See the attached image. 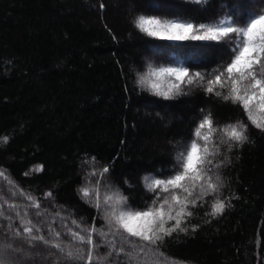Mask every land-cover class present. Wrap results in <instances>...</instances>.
<instances>
[{
  "label": "trees",
  "instance_id": "1",
  "mask_svg": "<svg viewBox=\"0 0 264 264\" xmlns=\"http://www.w3.org/2000/svg\"><path fill=\"white\" fill-rule=\"evenodd\" d=\"M261 10L264 0H0V136L10 137L0 143V169L34 197L52 191V211L68 218L61 222L49 213L39 220L42 231L33 235L54 239L48 228L55 226L66 237L63 224L71 219L91 226L96 218L97 228L104 225L103 210L79 194L88 180L85 159L98 169L110 165L108 185L128 197L132 209L142 210L154 199L143 177L172 174L177 154L193 139L201 110L219 124L248 122L239 105L198 87H186L187 95L171 99L142 88L138 73L148 62L175 60L206 72L229 62L233 45L156 40L134 27L137 16L206 23L232 15L243 23ZM248 134L243 145L222 146L217 160L224 155L228 160L213 168L223 184L219 196L231 206L212 217L206 215L211 200L204 197L207 206L190 208L193 215L183 225L187 231L166 237L155 252L138 253L137 264H264V132L249 124ZM37 165L43 171L36 172ZM11 191L0 180V195L17 205L9 209L0 200V255H10L12 264H83L29 241L23 221L35 210ZM43 203L51 207L53 201ZM193 225L198 227L193 230ZM63 247L76 253L84 246L64 238ZM107 251L101 246L97 253ZM104 264L129 261L113 253Z\"/></svg>",
  "mask_w": 264,
  "mask_h": 264
},
{
  "label": "snow or ice",
  "instance_id": "2",
  "mask_svg": "<svg viewBox=\"0 0 264 264\" xmlns=\"http://www.w3.org/2000/svg\"><path fill=\"white\" fill-rule=\"evenodd\" d=\"M193 2L204 4L207 0ZM133 25L146 36L161 41H217L232 44L230 61L211 71H192L175 60L167 65L148 62L146 70L138 73L137 83L166 99L187 95L186 87L201 88L206 94L239 105L248 122L237 120L234 123L219 124L211 112L204 113L201 110L202 118L193 129V139L177 154L172 174L166 178H161L162 174L143 177L145 188L154 194V199L151 205L142 210L132 209L128 197L108 185L110 165L105 164L98 169L95 163L89 165V160L85 159L83 164L88 166L85 173L88 180L79 189V194L86 202L93 203L98 211L103 210L104 225L97 228L96 218L91 226H82L81 222L71 219L63 224L66 237L55 226L48 228L54 239L33 235L34 231H42L39 220L49 213H52L53 219L59 218L61 222L68 218L59 210L52 211L56 207L52 191H46L43 197H34L20 189L8 176L6 169H0V180L12 189L10 195L22 197L28 201V207L35 210L31 214L32 218L24 219L22 232L27 234L30 242H43L57 249L69 261L104 264L116 253L124 254L129 264H137L138 253L148 248L155 252L166 237L176 232H186L187 228L183 225L193 215L190 208L207 206L208 201L204 197L211 200V213L206 215H221L231 206L227 197L220 198L223 184L220 175L213 172V168L219 169L228 160L226 155L217 160L222 155V146L231 150L234 146L246 143L249 139V124L264 132V10L249 14L243 23L232 15H225L216 21L197 23L181 16L161 18L141 14L133 20ZM9 139L7 135L0 136V143L6 144ZM90 160L95 162L96 158L91 157ZM34 170L43 171V165L34 166ZM0 200L9 209L17 208L15 203H9L3 195H0ZM47 200L53 201L51 207L44 205L43 202ZM3 215V205H0V216ZM16 216L20 217V213L17 212ZM197 227L193 225V230ZM15 235L21 233L17 231ZM64 238H71L84 247L78 248L76 253L65 251ZM101 246L108 249L106 254L97 253ZM158 255L162 256L163 253L159 252ZM0 264H12V257L8 254L0 255Z\"/></svg>",
  "mask_w": 264,
  "mask_h": 264
},
{
  "label": "rangeland",
  "instance_id": "3",
  "mask_svg": "<svg viewBox=\"0 0 264 264\" xmlns=\"http://www.w3.org/2000/svg\"><path fill=\"white\" fill-rule=\"evenodd\" d=\"M149 264H153V263L150 262Z\"/></svg>",
  "mask_w": 264,
  "mask_h": 264
}]
</instances>
